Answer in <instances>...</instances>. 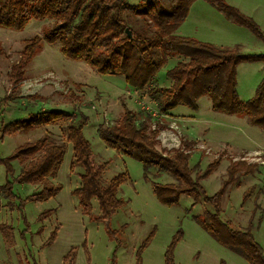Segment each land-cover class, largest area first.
Returning a JSON list of instances; mask_svg holds the SVG:
<instances>
[{
	"label": "rangeland",
	"instance_id": "rangeland-1",
	"mask_svg": "<svg viewBox=\"0 0 264 264\" xmlns=\"http://www.w3.org/2000/svg\"><path fill=\"white\" fill-rule=\"evenodd\" d=\"M141 0H129L136 4ZM242 12L253 17L264 30V0H227ZM126 16V13H125ZM53 20L32 18L21 30L0 26V132L1 128L28 112L41 108H56L73 114L88 115L84 134L92 145L97 163L106 162L102 182L127 172L129 178L118 188V196L125 200L109 221H98L82 212L73 190L81 184L82 167L70 169L72 144L69 143L55 184L61 190L47 200L27 199L40 185L22 183L15 179L21 167L14 161V175L8 178L6 167L0 164V186L11 180L13 196L0 189V264H138L137 252L142 242L152 234L141 253V264H165V251L174 237L177 264H250L242 255L219 243L197 220L212 205L188 194H182L178 203L167 205L156 196L153 182H178L168 173L152 170V180L144 175L142 162L117 151L99 136L101 123L120 122L125 106L145 120L150 128H160L159 147H178L181 141L191 143L190 165L205 170L208 164L221 157L218 167L203 179L207 194L213 195L223 186L231 160L246 159L258 168L240 176V183L229 186L222 199L221 219L234 228L252 232L264 251V129L252 125L247 116L227 114L212 108L209 95L202 96L199 108L194 110L178 105L174 114L159 112L157 98L148 89L135 90L126 83L124 75L102 74L91 65L66 57L60 43L43 41V47L24 69V79L13 88L10 70L20 58L29 38L51 28ZM178 33L217 46H239L245 54H264V41L249 28L230 22L222 12L205 0H196ZM180 56L169 59L157 73L154 84L169 86L167 70ZM264 77L262 62H242L238 66L237 90L242 100L255 95ZM32 95V96H31ZM9 96L8 100H2ZM70 122L43 125L29 131L7 133L0 143V153L8 156L16 147L35 141L48 134L64 138ZM250 193L245 197V192ZM93 213L99 214V202L92 200ZM50 210L44 217L42 213ZM260 217H263L260 219ZM5 224L6 229L1 226ZM117 230L108 232L107 227ZM56 239L46 244L54 229ZM181 232V234H180ZM5 235V236H4ZM76 246V258L65 262L66 253Z\"/></svg>",
	"mask_w": 264,
	"mask_h": 264
},
{
	"label": "trees",
	"instance_id": "trees-1",
	"mask_svg": "<svg viewBox=\"0 0 264 264\" xmlns=\"http://www.w3.org/2000/svg\"><path fill=\"white\" fill-rule=\"evenodd\" d=\"M195 1L141 0L132 4L129 0H0V26L21 30L32 18L54 21L43 36L35 35L27 40L20 60L10 70L13 88H17L24 79L25 66L43 47V41H58L66 57L82 60L102 74L124 75L127 85L135 90L148 89L157 98L158 109L162 114L170 113L178 105L197 110L199 99L209 95L214 110L247 116L252 125L264 129V77L255 95L248 100H242L237 90L239 64L262 62L264 65V54H245L239 46H217L179 34L177 30L187 19ZM205 1L222 12L227 20L249 28L264 41V30L253 17L227 0ZM127 28L131 31V37ZM174 56L183 59L166 72L171 84H154L157 73ZM8 99L9 96L2 98L5 101ZM66 119L70 123L63 139L46 134L35 141L25 142L8 156L0 153V164L5 165L9 178L14 175V161H19L21 167L15 179L41 186L27 199L47 200L62 188V184H55L53 178L58 175L67 146L71 143L70 169L73 170L75 166L83 169L81 184L73 190L82 212L92 219L109 221L125 203L118 196V188L129 176L127 172H122L107 184L102 182L107 163H97L94 159L91 142L83 131L89 120L87 114L80 112L79 119H74L71 112L56 108L30 111L25 117L13 119L1 128L0 143L7 133L29 131ZM98 133L109 146L142 162L147 180H152L153 169L171 174L178 180L153 182L155 194L162 203H178L182 194H188L195 203L202 200L212 205V211H206L204 217H196L200 224L219 243L242 255L250 264H264L263 247L252 232V225L249 224L247 229H238L220 217L222 199L228 187L239 184L241 173L254 172L258 164L246 159L231 160L223 186L215 194L209 195L202 181L218 167L221 157L211 161L205 170H198L194 174L198 165H190L191 143L183 140L178 147H159L160 128H150L145 120L139 121L137 113L126 106L120 122L101 123ZM0 189L7 196L15 195L11 180L0 186ZM249 195L246 191L245 197ZM93 199L99 202V214L93 213ZM48 212L51 211L42 213L41 217ZM1 228L5 230L6 225L3 224ZM107 229L112 235L117 232L109 226ZM57 232L58 228L52 231L46 244L56 239ZM179 236L174 237L168 245L165 264H177L174 251ZM151 237L152 234L139 247L138 264H141V253ZM64 258L65 262L72 263L76 258V246Z\"/></svg>",
	"mask_w": 264,
	"mask_h": 264
},
{
	"label": "water",
	"instance_id": "water-1",
	"mask_svg": "<svg viewBox=\"0 0 264 264\" xmlns=\"http://www.w3.org/2000/svg\"><path fill=\"white\" fill-rule=\"evenodd\" d=\"M126 30H127L128 34H129V36L131 37V31L129 30V28H127Z\"/></svg>",
	"mask_w": 264,
	"mask_h": 264
},
{
	"label": "crops",
	"instance_id": "crops-1",
	"mask_svg": "<svg viewBox=\"0 0 264 264\" xmlns=\"http://www.w3.org/2000/svg\"><path fill=\"white\" fill-rule=\"evenodd\" d=\"M170 114H174L173 111H170Z\"/></svg>",
	"mask_w": 264,
	"mask_h": 264
}]
</instances>
